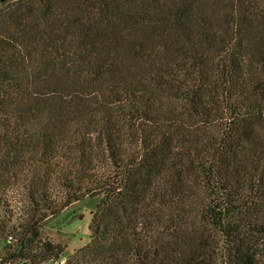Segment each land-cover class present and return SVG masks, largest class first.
Segmentation results:
<instances>
[{
  "label": "trees",
  "instance_id": "obj_1",
  "mask_svg": "<svg viewBox=\"0 0 264 264\" xmlns=\"http://www.w3.org/2000/svg\"><path fill=\"white\" fill-rule=\"evenodd\" d=\"M98 196L63 264H264V0L2 3L0 264Z\"/></svg>",
  "mask_w": 264,
  "mask_h": 264
},
{
  "label": "rangeland",
  "instance_id": "obj_2",
  "mask_svg": "<svg viewBox=\"0 0 264 264\" xmlns=\"http://www.w3.org/2000/svg\"><path fill=\"white\" fill-rule=\"evenodd\" d=\"M13 0H0L2 3H8ZM13 192V193H12ZM14 197V203L19 204L21 198L20 189H11L9 193ZM102 197L86 198L83 201L76 202L68 207L64 212L56 217L49 219L42 229V239L51 240L64 249L61 261L67 260L74 251L83 247L89 239V225L92 213L96 210ZM6 248L0 243V258L6 256Z\"/></svg>",
  "mask_w": 264,
  "mask_h": 264
},
{
  "label": "built area",
  "instance_id": "obj_3",
  "mask_svg": "<svg viewBox=\"0 0 264 264\" xmlns=\"http://www.w3.org/2000/svg\"><path fill=\"white\" fill-rule=\"evenodd\" d=\"M64 261L56 262L55 264H63Z\"/></svg>",
  "mask_w": 264,
  "mask_h": 264
}]
</instances>
